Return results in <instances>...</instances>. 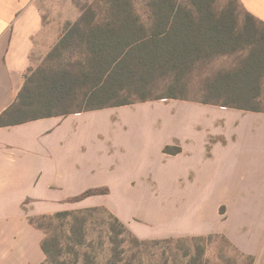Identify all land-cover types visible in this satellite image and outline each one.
I'll list each match as a JSON object with an SVG mask.
<instances>
[{
	"label": "crops",
	"instance_id": "crops-1",
	"mask_svg": "<svg viewBox=\"0 0 264 264\" xmlns=\"http://www.w3.org/2000/svg\"><path fill=\"white\" fill-rule=\"evenodd\" d=\"M82 1L91 0H0V115L17 101L34 55L43 52V48L52 50L79 20ZM240 3L257 22L264 24V0ZM205 105L191 103L190 114ZM97 110L102 109L0 126V264L44 263V232L30 219L54 213L57 200L81 195L93 181L98 184L102 175L92 177L106 168L101 165L103 151L92 150L95 159L91 161L84 145V131L66 128L62 123ZM186 112L181 117L182 139L174 134L170 142L159 148L164 165L155 173L166 188L178 185L182 190V229L174 228L168 236L147 238L133 231L127 225L130 222L110 205L60 211L106 206L138 239L220 234L242 253L256 258L264 245V112H233L221 120L226 128L222 132L215 131L219 120L212 122L209 113L202 117L208 127H201L191 124ZM216 113L215 117L220 115L219 111ZM171 144L179 145L181 151L165 152L163 147ZM136 165H130L135 176L140 180L149 178L136 171ZM108 166L116 173L115 164ZM150 178L155 179V175ZM157 188H152L153 192ZM203 200L206 208H201ZM163 207L155 203L150 211L170 219L176 216L167 206ZM189 217L198 224L191 229L186 227Z\"/></svg>",
	"mask_w": 264,
	"mask_h": 264
},
{
	"label": "rangeland",
	"instance_id": "rangeland-1",
	"mask_svg": "<svg viewBox=\"0 0 264 264\" xmlns=\"http://www.w3.org/2000/svg\"><path fill=\"white\" fill-rule=\"evenodd\" d=\"M147 1L132 0L136 10L145 17L149 12ZM81 4L82 13L91 6L97 14V19H104L108 16L109 5L106 0H91L89 3L82 1ZM217 4L220 8H226L228 0H219ZM238 9L241 23L246 9L241 3ZM257 24L260 29H264V24L260 22ZM59 42L52 50L47 51L43 48V52L34 55L33 66L30 67L26 76L40 80L41 70L55 73L56 76L57 73L65 74L67 80L71 82L69 72L79 74V80L70 88V97H63L61 101L54 103V110L87 109L88 105L95 101L90 102L89 96L85 94L89 88V84H86L88 78L84 77V72L89 70L86 61L88 53L86 45L73 39L67 47L61 46L60 49L55 50ZM247 54V52H237L220 55L209 60L202 68H196L187 76L177 79L174 77L162 79V77L148 87L126 89L109 100V102H116L128 99L134 102V105L108 107L63 120L62 123L66 128L70 126L72 129L84 131L86 139L84 145L89 149L91 161L95 159L92 150L103 151L101 165L106 168L99 170L97 175L92 177L102 175L98 184L93 181L87 190L96 188L106 190V193L99 192L83 198H78L79 195H77L68 200L59 199L53 206L55 210L53 212H60L70 207L106 204L118 210L122 217L130 222L131 226L129 223L127 225L132 227L133 231L147 238L168 236L170 232L175 231L174 228L182 229V190L178 185L170 189L166 188L167 186L156 179V168L161 164L164 165L159 148L164 143L170 142L174 134L182 139V112H189L191 103L206 104L205 108L198 109L195 113L186 112L190 116L191 124L198 123V126L208 127L207 122L202 121L203 114L207 112L212 116V122L219 120L218 129H214L221 132L226 130L221 120H226L233 112L250 111L222 105L227 96L231 95L211 89L218 84L217 77L221 75L232 76L227 83L220 82L221 87L231 90V88L243 86L244 72L241 73L242 78L237 74L245 68L246 62L244 61ZM88 82L90 83V80ZM261 85L264 89V81ZM145 93L151 99L139 101L140 96ZM257 102L259 103L260 100H257L256 104ZM261 105H264V97ZM217 111L220 114L218 118L215 117ZM79 136L82 139V135ZM163 148L165 152L167 149V153H173L180 146L171 144ZM173 162L177 160H171V163ZM134 163H137L136 171L149 178L143 180L137 178L136 172L130 167ZM109 164H115L116 173L108 168ZM151 174L155 175V179L150 178ZM151 179L157 184L153 185ZM156 187H158L156 192L159 194L152 190ZM155 203L161 209L164 208L163 205L167 206V209L174 212L172 216H176L170 219L158 212H151L150 209L155 206ZM201 205V208H206L204 200ZM220 210L224 213V207ZM69 211L75 212L79 218L74 230L72 229L74 223L72 216L68 219L51 220L40 217L36 219L37 223L43 227L44 238L51 250V257H46L44 264H54V259L66 261L67 264H84L87 257L91 264H111L112 262L117 264L251 263L248 257L250 255L242 253L234 245H229L220 234H210L204 237L139 239L140 243H137L135 241L137 237L125 225L124 227L120 225L116 221V215L106 206ZM197 225L192 217L187 218V229ZM70 246H74L76 252H73ZM114 247H118L117 255H114ZM263 248L261 255L254 258L252 264H263Z\"/></svg>",
	"mask_w": 264,
	"mask_h": 264
},
{
	"label": "trees",
	"instance_id": "trees-1",
	"mask_svg": "<svg viewBox=\"0 0 264 264\" xmlns=\"http://www.w3.org/2000/svg\"><path fill=\"white\" fill-rule=\"evenodd\" d=\"M106 2L109 5L106 18L97 19L94 8L90 6L55 48L67 47L73 39L86 45L89 70L84 72V77L90 83H86L89 88L85 94L89 96L90 102L95 103L91 102L87 109L55 111L54 103H58L63 97H70V88L79 80V74L69 72L71 83L65 74L57 73L56 76L55 73L40 70V80L26 76V83L17 101L0 115V126L133 104L128 99L116 102L109 100L126 89L148 87L162 77L177 79L187 76L215 57L237 52L248 53L244 61L245 68L237 74L242 78L241 73L244 72L243 86L231 90L221 87L220 82L227 83L232 77L221 75L217 77L218 84L211 89L231 95L227 96L222 105L264 112V105H261L264 97L261 85L264 81V29L258 27L256 19L248 11L240 23L239 0H228L226 8L217 6L219 0H148L149 12L146 17L136 10L132 0ZM140 99L139 101H146L151 98L145 93ZM257 100H260L258 104ZM179 151L180 148H177L173 153ZM99 192L106 193V190L92 188L78 198ZM71 216L74 230L79 218L73 211L54 212L39 217L54 220L68 219ZM36 219L31 218V223L43 230ZM116 221L124 227L117 216ZM222 238L233 245L226 236L222 235ZM135 241L140 243L138 238ZM70 249L76 252L74 246H70ZM113 249L114 255H117L118 247ZM43 250L47 257H51L46 238ZM248 257L252 264L255 257ZM53 263L67 264L66 261L57 259ZM84 264H91L89 257Z\"/></svg>",
	"mask_w": 264,
	"mask_h": 264
}]
</instances>
